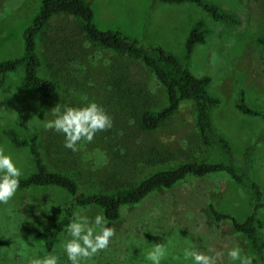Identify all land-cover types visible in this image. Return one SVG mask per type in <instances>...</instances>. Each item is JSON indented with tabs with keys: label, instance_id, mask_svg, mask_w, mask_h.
Wrapping results in <instances>:
<instances>
[{
	"label": "rangeland",
	"instance_id": "obj_1",
	"mask_svg": "<svg viewBox=\"0 0 264 264\" xmlns=\"http://www.w3.org/2000/svg\"><path fill=\"white\" fill-rule=\"evenodd\" d=\"M205 1L234 13L239 23L215 20L190 2L92 0L91 5L98 27L117 29L145 44L159 45L182 63L186 61L193 75L210 78L208 91L219 99L211 110L213 129L229 141L235 165L241 166L249 158L250 179L258 184L264 202V138H260L264 135V120L241 114L235 107L237 93L242 90L245 103L264 112V47L259 42L264 38V2ZM39 2L0 0V60L21 55L23 30L31 23ZM198 19L209 28V33L185 60L184 43L190 26ZM67 23L71 30L78 25L76 20L58 19L56 27H67ZM43 40L40 37L37 45L41 63L37 74L55 82L53 96L45 99L35 92H22L19 87L21 69L7 73L0 85V145L19 160L22 176L33 169V163L26 147H17L6 138L4 130L9 128L23 135L36 132L46 166L70 173L84 192H106L109 187L122 183L120 179L105 177L107 171L113 170L111 155L101 147L102 138L109 141V137L120 138L127 134L126 144L131 148L134 145L136 152L155 147L162 153L150 162L141 161L136 176H140L139 179L181 161L210 163L221 159L216 150L198 142L190 105L182 107L156 132L144 134L136 128L133 114L130 116L128 110L111 99L104 73L111 66L123 70L129 65L127 70L133 82L149 95L150 108L163 104L162 86L140 64L118 57L88 40H83L80 52L74 57L70 54L69 59L66 54L52 53L43 45ZM88 101H95L104 108L112 119V127L97 133L91 143L83 144L77 152L65 148L70 154L61 162L59 153L49 149L53 147L51 142L59 143L63 149L64 138L47 129L45 124L55 119L53 108L78 107ZM89 172L93 175L91 179L84 176ZM98 176L102 179H96ZM68 199V194L57 187H30L19 188L8 204H0V239L6 241L0 246V264H28L33 256L43 258L48 254L59 256L60 264H67L60 248L66 233L58 236L49 251L34 234L62 216ZM249 199V193L225 172L187 176L171 188L157 189L138 203L122 206L117 219L107 220L108 226L115 229L109 249L97 254L89 264H151L145 256L158 243L168 247V256L161 264H191L183 259L185 248L215 256L217 264H229L227 252L235 246H239L244 255L254 256L247 237L232 230L229 221L215 222L207 207L212 203L217 210L241 221L251 211ZM81 210L82 214L93 218L101 213L95 205L74 209ZM257 216L263 223L260 234H264V207L258 209Z\"/></svg>",
	"mask_w": 264,
	"mask_h": 264
},
{
	"label": "trees",
	"instance_id": "obj_2",
	"mask_svg": "<svg viewBox=\"0 0 264 264\" xmlns=\"http://www.w3.org/2000/svg\"><path fill=\"white\" fill-rule=\"evenodd\" d=\"M39 6L31 23L23 30V51L20 56L0 60V85L3 84L5 75L22 70L19 83L22 92H35L45 99H49L55 92V82L49 78L37 74L40 66V58L37 54L39 38H44L43 45L52 53L66 54L71 59L74 54L80 52L82 41L88 40L101 49L112 51L118 57H124L128 61L140 64L147 69L164 90V102L158 108H150L149 95L145 89L136 85L132 80V74L111 66L104 73V82L111 91V99L121 108L128 110L130 116L135 118L136 128L144 134L154 133L168 123L185 105H190L192 121L200 144L216 150L221 159L217 162H199L197 160L181 161L177 165L155 170L149 174L136 178L140 163L143 159L152 161L156 156L162 155L155 147L145 148L136 152L127 145V134L118 138L109 137V141L100 139L101 147L111 155L112 172L107 171L105 177L112 180H122L120 185L109 187V191L84 192L81 191L77 180L62 169H50L44 163L41 150L38 145V135L31 132L26 135L9 128L4 134L10 143L17 147H26L33 163V169L20 177V189L30 187H57L64 190L69 199L64 203L62 216L49 227L39 230L34 234L37 240L44 243L46 250H51L58 236L66 233V226L72 218L76 206L95 205L101 210L106 220L112 221L118 218L120 208L125 205L135 204L157 189L171 188L175 183L187 176L203 177L216 172H225L239 186L249 193L250 213L241 221L233 216L217 210L212 203L208 204V212L211 218L219 223L229 221L232 230L247 237L250 248L254 253L253 264H264V234H260L263 227L262 221L257 216L259 208L264 207L261 199V191L256 182L250 179L248 157L244 164H234L233 154L229 141L212 126L211 110L219 99L209 93L208 76L193 75L185 60L190 58L193 47L197 43L204 42L209 28L202 20H196L188 32L184 43V61L182 63L174 54L166 51L156 44H145L137 38H131L117 29H102L93 20L92 0H39ZM168 3L190 2L202 8L215 20L239 23V18L234 13L228 12L218 4L205 0H153ZM264 2V0H263ZM74 21L78 25L74 29L56 27L57 20ZM64 22V21H63ZM66 28V29H65ZM38 39V40H37ZM259 42L264 47V38ZM74 57V56H73ZM236 109L244 115L259 116L264 120V112L249 107L244 100V93H237ZM264 138V135L260 136ZM54 150L59 153L62 162L66 155L64 146L61 149L59 143L51 142ZM142 149V148H141ZM138 153V154H137ZM140 172V171H139ZM84 175V174H83ZM91 179V172L84 175ZM96 179H102L98 176ZM138 179V180H137ZM0 239V246L5 244Z\"/></svg>",
	"mask_w": 264,
	"mask_h": 264
},
{
	"label": "clouds",
	"instance_id": "obj_3",
	"mask_svg": "<svg viewBox=\"0 0 264 264\" xmlns=\"http://www.w3.org/2000/svg\"><path fill=\"white\" fill-rule=\"evenodd\" d=\"M87 46V45H86ZM55 119L46 122L45 127L61 134L64 148L77 152L83 144L91 143L97 133L112 127V119L95 101L83 106H59L52 109ZM23 175L19 160L0 145V204H8L17 194L20 177ZM46 212L44 209H42ZM115 229L108 226L105 216L100 213L93 217L74 211L66 226V235L60 244L67 264H89L97 254L106 252ZM168 256V247L158 243L146 253L145 259L151 264H161ZM229 264H253L254 256L243 254L239 246L227 252ZM183 259L191 264H217L215 256L208 255L195 248H185ZM28 264H60L59 256L45 255L43 258H31Z\"/></svg>",
	"mask_w": 264,
	"mask_h": 264
}]
</instances>
